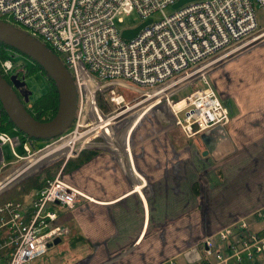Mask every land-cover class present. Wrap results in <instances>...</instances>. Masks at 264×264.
Returning a JSON list of instances; mask_svg holds the SVG:
<instances>
[{"label": "built area", "instance_id": "obj_1", "mask_svg": "<svg viewBox=\"0 0 264 264\" xmlns=\"http://www.w3.org/2000/svg\"><path fill=\"white\" fill-rule=\"evenodd\" d=\"M178 1L0 0V21L36 39L59 59L76 89L75 118L90 122L88 126H95L99 115L117 116L136 108L143 99L154 97L157 90L173 84L181 85L179 88L186 85L160 100L169 106L176 126L189 138L226 126L229 112L204 74L201 82L205 87L188 93L182 108L174 107L172 97L193 84L195 78L181 83L189 75L202 67H211L210 63H219L222 57L251 41L247 39L259 32L254 6L264 13V0H195L174 9ZM168 9L172 12L166 14ZM132 13L138 15L139 23L122 27L123 16ZM149 20L150 24L133 39L121 37L124 30L134 29ZM262 31L263 34L264 29ZM25 69L24 63L10 56L0 57L2 77ZM115 85L130 90L135 104L117 95L112 88ZM99 98L116 109L105 116L97 106ZM181 114H184L182 119ZM116 123L109 126L111 130ZM88 130L80 136L94 132ZM97 134L103 135L102 132ZM97 134L92 140L98 138ZM13 141L0 132V150L8 145L13 158L20 159L15 152L16 141ZM75 144L72 143L71 154L80 153L83 148L81 145L74 151ZM29 147V144L23 146L28 154L23 161H30ZM83 200L90 201L67 185L59 172L27 199L0 204V264H38L55 239L69 234L67 227L57 224L55 207L71 210ZM250 219L255 220L259 228L251 229L247 220H242L203 236L192 250L183 253L185 264H248L257 256L264 257V210ZM199 246L201 262L192 257L199 252L196 250ZM183 256L159 264H180L177 260Z\"/></svg>", "mask_w": 264, "mask_h": 264}, {"label": "crops", "instance_id": "obj_2", "mask_svg": "<svg viewBox=\"0 0 264 264\" xmlns=\"http://www.w3.org/2000/svg\"><path fill=\"white\" fill-rule=\"evenodd\" d=\"M239 55L225 59L222 68L212 72L208 82L206 80L229 112L226 126L195 134L192 139L179 128L172 134L164 129L166 134L158 135V124L155 127L147 120L141 126L138 124L153 108L146 106L137 116H127L134 120L120 142L109 144L113 150L84 151L69 157L70 170L61 178L90 201L83 200L71 210L55 207L57 224L69 229V234L55 247L67 260L42 262L41 258V264H159L182 254L194 239L246 219L264 206V188L260 184L263 194L253 192L238 203L230 200L233 191L244 187L249 190L240 176L244 154L250 153V145L264 144V44ZM132 128L137 136H129ZM204 135L213 136L211 140L215 145L208 156H203L204 151L201 155L211 157L210 175L217 177L210 179L217 185L223 184L221 190L225 191L218 196L215 222L219 225L208 234L205 233L209 226L204 231V205L189 198L185 188L187 180L192 183L196 179L197 188L203 192L208 182L203 183L198 177L200 167L185 165L192 161L190 149H180L197 138L206 149L205 141L209 138L202 139ZM86 145L93 144L87 139ZM258 151L260 156L264 155V150L259 148ZM130 160L132 168L128 167ZM221 200L225 202L220 204ZM192 205L195 211L189 210ZM236 208H241L243 213L237 215ZM207 223H212V219ZM257 227L253 225V229ZM51 248L53 246L49 251ZM248 264H264V260Z\"/></svg>", "mask_w": 264, "mask_h": 264}, {"label": "rangeland", "instance_id": "obj_3", "mask_svg": "<svg viewBox=\"0 0 264 264\" xmlns=\"http://www.w3.org/2000/svg\"><path fill=\"white\" fill-rule=\"evenodd\" d=\"M254 10H255V17H256L257 24H258L259 32L254 33L252 36H250L247 39V41L248 40L252 41V40H255L258 37H260L262 35V32H263L262 30L264 29V13L256 5L254 6ZM171 12H172L171 9H168L165 11L166 14H169ZM123 21H124V25L122 27H133L139 23V17L136 13H132L131 15L123 16ZM263 44H264V38L258 44H256V43L252 44L251 43L246 48L245 51L243 50V51L239 52V54L240 53L246 54L250 50L259 48ZM241 55H239V56H241ZM9 56L16 62L25 63L27 65L26 69H28V68L30 69V66L32 64L28 60L26 61V59H28L27 57H25L21 54H18L16 52H9ZM213 65H215V64H213ZM222 66H223V64L218 63L217 65H215L212 68V70L208 71L207 74H205L207 82L209 80L208 77L212 74V72L217 71L218 69L222 68ZM25 84H26L27 89L30 92L29 98H30V102L32 104H34V102L36 100H38L40 97H42L43 95H46L50 89L48 82L45 80L44 76L40 73L39 74L35 73L34 75H31L29 78L26 79ZM191 84H189V85H191ZM189 85H187V86H189ZM184 87H186V85L179 88L178 91ZM112 88L116 92L117 95L123 96L126 99V102H131L132 105L135 104V102H133L131 100L134 96L130 94V92H129L130 90H126V87H124L123 85H115ZM200 88H204V85L200 79H196L191 86H189L187 89L180 91L178 93V95L172 97V100L174 101V107L176 109L182 108L186 103L187 94L192 92L193 90L200 89ZM175 89L176 88H174V87H167L165 89L157 90L156 93L154 94L155 97L153 98L152 101L146 102L145 104H143L139 107L136 106L135 109L129 108L128 111H126L123 114L117 115L111 121H115V120H117L123 116L127 117L130 114H132L133 117L137 116L138 111H140L141 108L146 107V106H150L151 104H153V105H151L153 108H150L148 110L147 114L141 119L142 121L141 120L139 121L140 122V123H138V124H140L139 126H141L142 123L149 121L155 127H157V124H158V128H156L158 135L166 134L164 132V129L168 130L167 131L168 133H171L176 128L177 129L179 128L180 131L185 136H187L182 131V129L180 127L176 126V124L172 118V113L169 111V108H168L169 106L164 101L160 100V99L166 97L167 94H171ZM138 96L140 97V95H138ZM98 101H99L98 103L100 104L99 105L100 107L98 106V104H97V106L99 107V109L101 110V112L105 116L111 114L116 109L115 107H113L111 105H106L104 103V99H100ZM183 116H184V114H181L179 116L180 119H182ZM98 117H99V122H100L99 124H101V126H103L106 123V121L109 120L108 118H104L101 115H99ZM103 122H105V123H103ZM89 123L90 122L85 123L82 120H78L77 118H75L73 123L71 124V126L60 136L53 138L52 140L42 141L39 144L34 145V148H30L31 147L30 146L29 147V156H31L30 161L29 160L28 161H20L16 158H13V156L11 155L10 147L8 145L2 147L1 148V155L3 157L4 166L0 165V186L3 185L5 182L6 183L9 182V178L13 179L16 177V175L11 177V174H13V173L16 174L17 171H19L18 173L20 174L25 168H28L29 166H31V169L26 174L22 175L20 178L15 180L17 182L14 181L15 183H12L13 184L12 186L10 185L5 190L2 189L0 192V196L4 193L8 194V192H10L9 194H12L13 189L17 185L21 184L20 186H22L23 184L24 185L28 184L30 186L31 184L33 185L34 180L36 183L40 184L41 181H45V179H47L50 176L55 178L59 172H61V176L64 173H67L70 170V166H71V165L69 166V164H68V159L70 156L73 155V154H71L72 143H74V142L76 143L75 144V150H74V151H76L79 148V147H77L78 143H82V144L84 143L83 145L87 146L86 145L87 140H85V138L88 137V140L91 141L92 140L91 137L95 134L94 132H90V133L86 132L85 137H83L81 140H79L77 142H76V140H74V138H78V136L80 137V134H82L84 131H86L88 129L89 130L93 129L94 125L88 126L87 124H89ZM120 123L117 122L114 126H112L113 135L111 137L106 138V137H104L103 133H102L103 135H100V134L98 135L96 133L98 138L92 140L91 144H93V145L88 146L87 148H84V151L90 152V153H96L99 151L113 150L110 148L109 144L111 145V142H115V143L120 142L119 141L120 137L122 135L124 137V135L127 133L126 131L128 130V128H127V125L129 123L128 120L120 122ZM102 129L103 128H101V130ZM131 134H133V135L135 134L137 136L136 132L132 133V131H131L129 134L130 137H132ZM10 135L12 138H16L14 135H12V134H10ZM212 137H210V135H204V136H202V139L206 138L205 140H207L208 138L212 139ZM189 138L192 139L191 136ZM199 138H200V136H199ZM111 140H114V141H111ZM200 140L201 139H198V138L193 139L192 144L189 143L180 149L185 150V149H187V147H188V150L190 149L191 154H193L192 161L190 160L189 163L185 164V165L191 166V168L200 167L199 168L200 171H198V174H197L198 177L201 178V180L203 179V183H204V181L208 182L206 187L204 184L203 192L199 188H197L198 181L196 179H193L192 183H191V180H187L186 184L188 186L187 187H185L186 185L184 186L186 188V195L189 198L193 197V199L198 201V203H197L198 205L200 203H201V205H204L203 206L204 208L202 207L203 208L202 213L204 215V218L206 219V222L204 224V231L206 230L205 227L208 228V226H209L210 228L208 230H206L207 232L205 233V234H208V233H212L211 232L212 228L215 225H219L218 223L215 222V219H216V216L218 213V196L221 194H225V191L221 190V188L223 187V184L217 185L214 181H212V179H210V178L216 179L217 176H213V175L211 176L210 175V173L212 174L211 157L210 156L208 158L202 157L201 153L203 151L205 152L208 149L207 148L205 149L202 147V143ZM13 143H14V141H13ZM211 143H212L211 145L214 148L215 143L214 142H211ZM16 144H17V142H15V145ZM195 144H196V146H195ZM205 144H203V145L205 146ZM207 144H208V141H207ZM102 145H104V146H102ZM249 147H251V148H249L250 153L244 154L245 159L242 161V164L240 165V170L243 172V174H240L241 179L243 178L246 181L247 186L249 187V190H247V188L244 187L240 191H233L234 196L230 200L234 201L235 203L241 202V198L243 196H245V199H248V196L249 195L252 196L253 192L256 193L255 195H259L261 192L263 194V191L261 190V186L264 188V158H263L264 155L260 156L258 154L259 153L258 149L260 148L261 150H264L263 149L264 144H258L257 143V144L250 145ZM38 150H41V152H38ZM16 151L19 155L28 156V154H25L21 150L20 147L16 148ZM26 162H28L27 163L28 165L26 164ZM200 163H202V164H200ZM225 165L226 164H221L220 166H225ZM221 182H223V181H221ZM206 188L208 190H206ZM218 189L220 191H218ZM252 189H253V191H252ZM219 192H220V194H219ZM4 195H6V194H4ZM259 198H261V197H257L256 199L259 200ZM3 202H5V201H3ZM220 202H221L220 204H223L225 202V200H221ZM189 210L195 211V208L193 207V205ZM262 210H264V206L257 209V211L255 210L254 212L249 214V216L246 219L236 220V221L230 223V225L233 223L240 222L242 220H247V222L249 223V227L251 229H253V225H258V224L256 223L255 220H252L250 218L255 216L258 212H260ZM235 213L237 215H239L240 213H243V210L241 208H236ZM189 215H190V213H189ZM211 219H212V223H207ZM257 228H259V225ZM201 238L202 237H200L198 240L194 239L193 242L188 243L185 251L189 252L190 250H192V248H194V245ZM200 249H201L200 246L197 247L196 250L199 252L196 253L195 255H192V257L194 256V258H198V260L200 259L199 261L196 260L198 262L202 261ZM183 253L180 254L179 256H183ZM186 256H188V255H186ZM176 257H178V256L175 255V257H173V258H176ZM183 259H184V256L180 257L177 261L180 264H185ZM257 259L264 260V257L263 256H259V257L257 256L252 261V263H254L255 260H257ZM53 260H56L59 263H64V262H66L67 257L65 254H60L57 247L53 246V248L50 249L48 255L42 257V262H44V261L52 262ZM39 262L41 264V260H39Z\"/></svg>", "mask_w": 264, "mask_h": 264}, {"label": "water", "instance_id": "obj_4", "mask_svg": "<svg viewBox=\"0 0 264 264\" xmlns=\"http://www.w3.org/2000/svg\"><path fill=\"white\" fill-rule=\"evenodd\" d=\"M191 1L195 0H179L173 8L177 9ZM148 24L150 20L134 29L124 30L121 37L131 40ZM0 43L12 48V52L21 54L37 64L53 82L59 100L56 115L51 120L37 121L22 107L10 85L0 76V103L9 120L29 138H36L40 141H47L63 134L71 126L76 115V89L66 68L39 41L2 21H0ZM211 142V139L208 140V144L205 141L208 150L203 153V156H207L213 149ZM5 185L2 188L4 190ZM58 243L60 239H55L49 247L56 246Z\"/></svg>", "mask_w": 264, "mask_h": 264}, {"label": "trees", "instance_id": "obj_5", "mask_svg": "<svg viewBox=\"0 0 264 264\" xmlns=\"http://www.w3.org/2000/svg\"><path fill=\"white\" fill-rule=\"evenodd\" d=\"M12 51H13L12 48L4 45L3 43H0V57L1 58L9 57V52H12ZM33 71L41 72V74L44 76L45 80L48 82L50 89L46 95H43L42 97H40L38 100H36L34 102V108L33 109H34L35 113H31V112H29V113L35 120L40 121V122H46V121L51 120L56 115L58 103H59L58 94H57V91H56V88H55L53 82L49 79V77L46 75V73L37 64H35ZM98 100H100V98ZM98 100H97V104L99 106L100 104L98 103L99 102ZM5 118H8V116L4 112V110L1 106V103H0V132H7L8 131L7 126L5 125V124H7L5 122ZM9 124L11 125V127H15L11 121L9 122ZM18 132L20 134L26 136V138H27L26 140L28 141V144L30 146H33L34 142L40 141L39 139H36V138H29L25 133H23L19 130H18ZM68 164H69V162H68ZM53 178L54 177L50 176L47 179H45V181H41L40 184L36 183L34 180L33 185L31 184L30 186L28 184H25V185L23 184L22 185L23 187L20 186L21 184L17 185L13 189L12 194H9L10 192H8V194L4 193L6 195L2 194L0 196V203L3 201L13 200V199L14 200H23V199L27 198V196H29L33 192L39 191L42 188H44L46 186L47 182L53 180Z\"/></svg>", "mask_w": 264, "mask_h": 264}, {"label": "flooded vegetation", "instance_id": "obj_6", "mask_svg": "<svg viewBox=\"0 0 264 264\" xmlns=\"http://www.w3.org/2000/svg\"><path fill=\"white\" fill-rule=\"evenodd\" d=\"M29 61L32 65L30 66V69L28 68V69H26V70H24V71H22V72H18V71H16V72H14L12 75H10V76H4L3 78L5 79V81L10 85V87L12 88V90H13V92L15 93V95H16V97H17V99H18V101L21 103V105H22V107L27 111V112H31V113H35L34 112V104H32L31 102H30V92H29V90L27 89V87H26V84H25V82H26V79L27 78H29L31 75H34L35 73H37V74H41V72H39V71H33L34 70V67H35V64L33 63V62H31L29 59H26V61ZM24 65L26 66V68H27V65L24 63ZM29 70V71H28ZM27 71V72H26ZM5 122L7 123V124H5L6 126H7V129H8V131L7 132H4L6 135H10V134H12V135H14L16 138H12L11 137V135L9 136L11 139H13L14 141H16L17 142V144H16V147H15V152H16V154H18L17 153V151H16V148H18V147H20L21 148V150L25 153V151H24V149H23V146L24 145H27L28 144V141L26 140L27 138H26V136L25 135H22V134H20L19 132H18V130L15 128V127H11V125L9 124V119L8 118H5ZM128 128V127H127ZM129 129V128H128ZM83 136V135H82ZM81 137V136H80ZM85 137V136H84ZM104 137H106L105 135H104ZM107 138V137H106ZM123 138V135L120 137V139H122ZM88 139V137L87 138H85V140H87ZM50 140H52V139H50ZM111 141H114V140H111ZM40 142H42V141H37V142H34V144H33V146H31V148H34V145H37V144H39ZM112 143V142H111ZM84 144V143H83ZM82 143H79L78 144V146L77 147H80L81 145H82V149H81V152H84V148H87V146H84ZM102 146H104V145H102ZM124 146V145H123ZM76 147V148H77ZM74 148H75V146H74ZM127 148V147H126ZM130 153V152H129ZM26 154V153H25ZM24 154V155H25ZM74 154H76V152L74 153ZM73 154V155H74ZM77 154H79V153H77ZM18 156L19 157H21L20 159H18V160H20V161H23L24 159V157L26 158L27 156L25 155V156H22V155H19L18 154ZM1 162L2 163H4V161H3V157H2V155H1V150H0V165H1ZM28 165V164H27ZM128 167L129 168H132V167H134L133 166V162L130 160L129 161V165H128ZM11 179V178H10ZM9 179V180H10ZM6 183V182H5ZM12 183H14V182H12ZM12 183H7L6 185H5V187L7 188L8 186H10Z\"/></svg>", "mask_w": 264, "mask_h": 264}, {"label": "bare ground", "instance_id": "obj_7", "mask_svg": "<svg viewBox=\"0 0 264 264\" xmlns=\"http://www.w3.org/2000/svg\"><path fill=\"white\" fill-rule=\"evenodd\" d=\"M264 38V33L260 36V37H258L257 39H255V40H252V41H250V42H248V44L247 45H244L240 50H237L236 52H233V53H231V54H228V55H226V56H224V57H222L220 60H219V63H223V61L225 60V59H227V58H229V57H232V56H235V55H237V54H239V52H241V51H243V50H245L251 43L252 44H254V43H258V41L260 40V39H263ZM214 64V63H213ZM212 63H210L209 65L211 66V65H213ZM218 64V63H217ZM217 64H215V65H217ZM214 65V66H215ZM213 66V67H214ZM210 70H212V67H202V68H200V69H198V71L197 72H195V73H193V74H191V75H189V77L185 80V81H183V82H181L182 84H185V83H187L188 81H190V80H192V79H194L195 78V80L196 79H202V74H204V76H205V74H207V72L208 71H210ZM194 80V81H195ZM176 85V86H175ZM181 85H178V84H173L172 85V87H174V88H179ZM152 96V95H151ZM148 97V98H145L144 100H142L139 104H138V106L137 107H139V106H141V105H143V104H145L146 102H149V101H152L153 100V98L155 97V95H154V97ZM132 109H135V108H132ZM114 117H116V116H109V117H106V118H108L109 120L108 121H106V123L105 122H103V123H105L103 126H101V124H99L100 122H99V117H96V121H95V126H94V128H93V130H94V133L96 134V133H99V132H104V135L106 136V137H111L112 135H113V133H112V130H111V128L109 127L111 124H113L114 122L116 123V121L117 122H120V121H129V123H128V125H127V127L129 128L130 127V125H131V123L133 122V120L134 119H132V118H130V117H125V116H123V117H121V118H119V119H117V120H115V121H111ZM130 118V119H129ZM168 118V117H167ZM166 120V119H165ZM102 123V124H103ZM101 126V127H100ZM101 128H103L102 130H101ZM84 137V135L83 136H81V137H79L78 136V138H74V140H76V142L77 141H79V140H81L82 138ZM127 149V148H126ZM128 150V149H127ZM129 152H130V150H128ZM71 155V154H70ZM30 169H31V166H29L28 168H25L20 174L18 173L17 175H16V177L15 178H13V179H11L8 183H12V182H14L15 180H17L18 178H20L22 175H24V174H26L28 171H30ZM81 203V202H80ZM263 211V210H262Z\"/></svg>", "mask_w": 264, "mask_h": 264}]
</instances>
